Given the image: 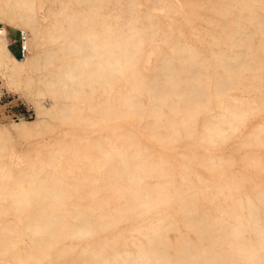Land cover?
<instances>
[{
	"label": "bare ground",
	"instance_id": "1",
	"mask_svg": "<svg viewBox=\"0 0 264 264\" xmlns=\"http://www.w3.org/2000/svg\"><path fill=\"white\" fill-rule=\"evenodd\" d=\"M48 1L0 0V19L27 47L18 58L0 25V68L11 85L36 81L34 94L52 98L36 100L39 119L0 123V264H264V187L245 188L248 165L264 174V0ZM169 7L203 20L197 43L168 44L152 11ZM42 51L61 58L56 68L34 71ZM54 118L69 121L59 153L80 151L67 136L82 119L114 130L106 146L79 135L99 147L96 162L83 155L102 184L85 171L67 180L53 155L11 164L13 132ZM125 123L140 140L116 133ZM234 136L253 151L239 174L223 153Z\"/></svg>",
	"mask_w": 264,
	"mask_h": 264
},
{
	"label": "rangeland",
	"instance_id": "2",
	"mask_svg": "<svg viewBox=\"0 0 264 264\" xmlns=\"http://www.w3.org/2000/svg\"><path fill=\"white\" fill-rule=\"evenodd\" d=\"M175 4L181 6V3L178 1H176ZM108 5L113 8V12H117V7L120 6V4L117 2H113L111 4L109 3ZM182 5L186 6L184 1ZM42 7L46 10L50 7V2L48 0H44V2L42 3ZM71 8L74 10L88 9L85 3L78 2L77 0L74 1ZM180 9L181 8L176 10L172 7H169L168 9H162L160 11H146H152L153 18L158 22V24L161 26V29L164 31L163 34L168 35L169 37L168 44L175 42L176 38L178 37L183 41L186 40L193 43H197V39L203 37V20L197 18L195 20L185 21ZM258 10L260 12H264V7L258 6ZM233 11L234 10H232L231 12ZM143 22H148V18L144 17ZM0 25H3L7 29V37L10 48L14 51L15 55L18 58H23V56H18L20 36L14 32L11 22L6 19H0ZM255 40L259 41L258 34H256ZM57 43L58 42L55 43V41H46L45 46L57 47ZM60 60L61 58L53 56L49 52L42 51L36 59L38 65L36 64L33 69L34 71H40L41 69H43L42 71L53 69L56 68L54 64L58 63ZM37 84L38 83L36 81H32L28 84L27 87H18L11 85L6 78L5 73L0 68V88L4 91L2 101H0V123H7L9 125L10 122L13 120L39 119L36 100H39L41 104L49 105V102L52 98L48 95L43 96L34 94L33 90L35 89V86ZM102 98L103 96L100 97V99ZM19 99H23L28 104L31 103V105H33L32 110L26 111V109H24L22 105L16 106L15 103L19 101ZM59 99L66 101L69 100L68 98L64 99L63 97H59ZM6 101H10V103L14 105L12 108L13 110L17 109L18 107L21 108L23 110V114L16 118L12 117L8 113H4L3 108L4 102ZM81 111V113L84 115L100 114L97 111L87 110L85 106L81 107ZM260 120L261 119H254L252 121V124L257 125ZM53 121L54 124L51 126H47L44 123H40L37 125H32L29 130L24 133L19 134L13 132V134L11 135L12 137L8 138V140L11 139V145L8 144L10 146L7 147L8 158L11 161V164L14 165L17 163L18 165L23 166L29 158L47 159L49 156L53 155L54 160L59 163L58 173L64 175L67 180L72 181L73 173L85 171L93 173L95 175H99V183L102 184L104 177L100 169L95 168L93 170H89L87 168L88 160L83 155L84 152L90 154L92 156L93 161L96 162L95 156L97 154H100L99 147L97 145H95L94 147L88 146L86 139L80 138L79 135L85 130L93 134L94 140L99 141L103 146H106L108 145L107 141L110 139L112 140L114 138V130L112 131L110 128L105 127L106 125L104 123L88 124L84 119H82L80 122V127L82 129H68V132L70 134L67 136V139L69 141H76V144L78 145L80 151L74 152L72 148H68L65 151L59 153L55 151L54 147L57 146L58 143L61 141V136L63 135L64 131L69 128L67 127L69 121L66 120V122L61 123L56 118H54ZM261 122L264 123V119H262ZM115 131L117 134L119 133V136L120 133H122V135H125V137L127 136V134H136L131 128V125L128 123H125L124 125L118 127ZM136 138L140 140V137L137 134ZM241 139V136H234L233 138H231L229 140L228 146L226 147V152H223L225 156L230 154L234 156L235 165L233 170H235L237 174H239L241 171L243 172V169L245 168V163L240 162V158H242L246 154L250 155L253 152L252 149H245L244 146H239ZM7 143H9V141H7ZM258 153L261 154L262 157H264V149L258 151ZM71 165L75 167L73 172H70L68 169V167ZM248 166L249 172L247 180L245 182V188L248 192L254 194V192L256 191L255 187H264V174L260 175L258 171L259 168L257 165L250 164ZM79 167H81L82 169L78 170ZM86 186L87 188L89 187V185ZM105 190V186H102V188L98 191L97 195H95L96 198H100L104 194ZM81 192H83V200L85 202L91 201L92 197L87 195L85 187H81ZM109 198L111 203H114L116 201L113 195L109 196ZM127 228L128 225H124L122 239L129 238L128 235L130 231ZM140 236L143 237V235ZM66 260L70 263L72 257L68 255ZM57 263L60 264L59 260L57 261Z\"/></svg>",
	"mask_w": 264,
	"mask_h": 264
},
{
	"label": "built area",
	"instance_id": "3",
	"mask_svg": "<svg viewBox=\"0 0 264 264\" xmlns=\"http://www.w3.org/2000/svg\"><path fill=\"white\" fill-rule=\"evenodd\" d=\"M25 39H26V34L22 33L20 36V45H19V50H18V56H24L25 52L27 51V47L25 44ZM4 95V91L3 89L0 88V101H2V97ZM16 106H20L22 105V107L24 109H26V111H30L32 110V106L31 103L28 104L26 103L23 99H19V101H17L15 103ZM13 104L10 103V101H6L4 102V113H8L9 115H11L12 117H19L20 115L23 114V110L21 108H17L15 110H13Z\"/></svg>",
	"mask_w": 264,
	"mask_h": 264
}]
</instances>
